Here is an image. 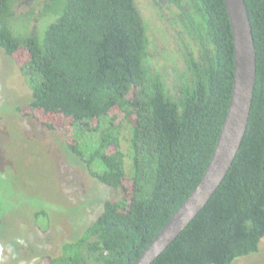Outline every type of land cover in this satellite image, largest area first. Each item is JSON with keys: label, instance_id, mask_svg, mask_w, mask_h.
Masks as SVG:
<instances>
[{"label": "trees", "instance_id": "obj_1", "mask_svg": "<svg viewBox=\"0 0 264 264\" xmlns=\"http://www.w3.org/2000/svg\"><path fill=\"white\" fill-rule=\"evenodd\" d=\"M28 1L37 2L0 0V47L10 57L26 51L21 70L32 91L29 108L69 118L77 139L69 150L117 193L82 237L64 243L46 264H134L201 181L225 122L234 45L224 1L151 0L177 9L173 23L189 39L185 69L172 82L149 68L148 27L135 0H51L32 12L36 24L28 21L17 34L14 6ZM246 4L257 76L245 138L209 204L153 264H232L260 250L264 0ZM49 13L56 18L40 29ZM127 128L129 171L121 146Z\"/></svg>", "mask_w": 264, "mask_h": 264}, {"label": "rangeland", "instance_id": "obj_2", "mask_svg": "<svg viewBox=\"0 0 264 264\" xmlns=\"http://www.w3.org/2000/svg\"><path fill=\"white\" fill-rule=\"evenodd\" d=\"M36 1L14 6L12 31L25 33L29 24H36L32 12L51 0ZM135 1L148 27L149 68L172 82L185 69L184 43L189 41L173 23L172 12L178 11L161 9L151 0ZM55 18V13L44 15L38 26L42 29ZM27 57L24 50L10 57L0 47V264H46L61 254L64 243L82 237L105 202L117 197L69 150L68 144L77 142L72 121L29 108L32 91L21 70ZM129 140L127 128L121 136L127 171ZM38 212H43L40 217ZM232 264H264V238L258 253Z\"/></svg>", "mask_w": 264, "mask_h": 264}, {"label": "water", "instance_id": "obj_3", "mask_svg": "<svg viewBox=\"0 0 264 264\" xmlns=\"http://www.w3.org/2000/svg\"><path fill=\"white\" fill-rule=\"evenodd\" d=\"M234 45L232 97L210 163L197 187L134 264H153L206 208L228 175L245 138L251 115L257 54L246 0H223Z\"/></svg>", "mask_w": 264, "mask_h": 264}]
</instances>
